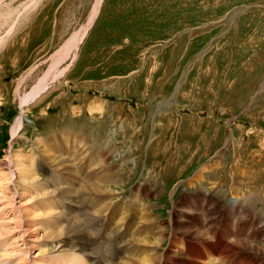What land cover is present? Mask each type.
Segmentation results:
<instances>
[{
    "label": "rangeland",
    "instance_id": "rangeland-1",
    "mask_svg": "<svg viewBox=\"0 0 264 264\" xmlns=\"http://www.w3.org/2000/svg\"><path fill=\"white\" fill-rule=\"evenodd\" d=\"M97 1L0 0V174L9 171L0 175V264H89L91 248L115 246L120 257L121 243L132 246L129 259L139 249L124 234L133 236L146 224L162 247L144 245L138 254L152 253L161 264V255L176 247L170 237L182 235L174 225L182 202L194 192L221 197L229 189L226 220L238 193L255 182L260 195L252 191L237 208L255 210L250 219L241 217L244 225L264 222V0H102L78 49L22 106L58 52L89 23ZM20 117L24 124L12 136ZM202 202L193 208L204 214L208 236L196 240L186 231L179 246L186 244L189 255L202 241L212 244L217 232L212 204L205 214ZM26 224L35 238L29 255ZM145 236L154 241L153 234ZM233 239L228 245L235 251L249 240ZM254 243L264 245V237ZM244 251L250 255L241 264L264 262V255ZM104 257H96L99 264L125 261Z\"/></svg>",
    "mask_w": 264,
    "mask_h": 264
},
{
    "label": "bare ground",
    "instance_id": "bare-ground-1",
    "mask_svg": "<svg viewBox=\"0 0 264 264\" xmlns=\"http://www.w3.org/2000/svg\"><path fill=\"white\" fill-rule=\"evenodd\" d=\"M101 1L102 0H98L97 1V3H96V5L94 6V8H93V10H92V13H91V15H90V19H89V23L86 25V27L84 26L76 35H74L73 37H71V39L66 43V45H64L63 46V48L61 49V51H59L58 52V55H56L55 57H54V59H53V64H52V66H51V68H50V71L43 77V79L41 80V78H40V81L38 82V84L36 85V87L33 89L32 88V91L29 93V94H27V92H25L26 94H27V98L23 101V103H22V106L23 105H25V104H28V103H31L33 100H35V98L42 92V91H44V89L47 87V85L45 86V83L49 80V78H52L51 80H50V83H51V81L56 77V74H57V70L59 69V65H61L62 63H63V61H65V60H67V58L69 57V56H71L70 54L73 52V51H75V50H77L78 49V47H79V45L81 44V42H82V40L84 39V37H85V35L87 34V32H88V30L90 29V27H91V25L94 23V20H95V18H96V16H97V14H98V12H99V7H100V5H101ZM4 39V38H3ZM2 42V41H1ZM4 42V41H3ZM62 62V63H61ZM61 63V64H60ZM32 69H34V68H32ZM31 72H32V70H31ZM30 73V72H29ZM31 74V73H30ZM27 78V77H26ZM24 80H25V78H24ZM20 82V81H19ZM26 83V82H25ZM22 85V84H21ZM45 86V87H44ZM24 87V86H23ZM17 88H18V86H17ZM20 90V89H19ZM22 90V89H21ZM20 90V91H21ZM20 93V92H19ZM25 95V94H24ZM17 97V96H16ZM19 97H21V96H19ZM21 99V98H20ZM38 101V100H37ZM30 106V105H29ZM33 106V105H32ZM104 109H105V107H104ZM100 110V109H99ZM92 113V112H91ZM23 117H20L17 121H16V123H15V126L13 127V133H12V136L14 135L15 136V134L20 130V128L22 127V124H24L23 123ZM98 121V120H97ZM18 136V135H17ZM234 138V137H233ZM39 140V139H38ZM230 142H233V139H230ZM234 142H237L236 140H235V138H234ZM238 144V143H237ZM36 145V144H35ZM34 145V146H35ZM21 147V146H20ZM37 147V146H36ZM21 149V148H20ZM19 149V150H20ZM21 151V150H20ZM12 152V151H11ZM13 152H14V150H13ZM43 152H45V151H43ZM22 153V152H21ZM17 154V153H16ZM16 154H15V156H16ZM46 154V153H45ZM13 155H14V153H13ZM12 155V156H13ZM22 155H23V153H22ZM44 155V154H43ZM254 155H257L256 153L254 154ZM14 156V157H15ZM18 156V155H17ZM21 156V155H20ZM19 156V157H20ZM47 156V155H46ZM50 156V155H49ZM258 156V155H257ZM8 157V156H7ZM9 157H10V155H9ZM9 157H8V161H9ZM23 157H24V155H23ZM16 159H17V157H15ZM235 158V157H234ZM21 159V158H20ZM19 159V160H20ZM18 160V159H17ZM48 160V159H47ZM50 160H53V158L52 159H50ZM55 160V159H54ZM7 161V162H8ZM11 161H12V159H11ZM14 161V160H13ZM16 161V160H15ZM22 161H23V159H22ZM10 162V161H9ZM18 162H20V161H18ZM24 162H26L25 161V159H24ZM62 162V161H61ZM4 163V162H3ZM6 164V163H5ZM8 165H9V163H7ZM6 164V165H7ZM11 165H12V163H10ZM16 164H17V162H16ZM22 164H23V162H22ZM25 164V163H24ZM6 165H3V166H6ZM7 165V166H8ZM15 164L13 163V166H14ZM17 165H20L19 163L17 164ZM10 166V165H9ZM24 166V165H23ZM64 166H65V164H64ZM237 166V165H236ZM1 167V166H0ZM17 167H19V166H17ZM26 167H28L27 165H26ZM71 167V166H70ZM2 168V167H1ZM5 168V167H4ZM7 168V167H6ZM25 168V167H24ZM12 169V168H11ZM10 169V170H11ZM13 169H14V167H13ZM15 169H18V168H16V166H15ZM21 168H19V170H20ZM22 169H23V167H22ZM21 169V170H22ZM27 169V168H26ZM3 170V169H2ZM4 170H6V169H4ZM9 170V169H8ZM29 170V169H28ZM13 171V170H12ZM254 171V170H253ZM7 174H9V171H5ZM4 171H3V173H5ZM15 172H17V171H15ZM19 172H21V171H19ZM27 172H29V171H27ZM2 173V171H1V174H3ZM6 173H5V175H6ZM248 173V172H247ZM260 173V176H261V172L259 171L257 174H259ZM0 174V175H1ZM11 174H12V172H11ZM30 174V173H29ZM249 174V173H248ZM12 175H14V174H12ZM12 175H10V177H11V179L13 178L12 177ZM18 175L19 176H22L23 175V173L20 175V173H18ZM17 175V176H18ZM26 175H28L27 173H26ZM263 175V174H262ZM4 176V175H3ZM7 176H9V175H7ZM7 176L6 177H4V179L5 178H7ZM16 176V177H17ZM18 176V177H19ZM31 176V175H30ZM252 176V175H251ZM254 176V178H255V176H256V174H254L253 175ZM23 177V176H22ZM32 177V176H31ZM36 177V176H35ZM34 177V178H35ZM2 178V177H1ZM34 178H33V182H34ZM38 178V177H37ZM14 179V178H13ZM18 179V178H17ZM17 179H16V182H17ZM26 179V178H25ZM28 179H29V177H28ZM27 179V180H28ZM229 179V178H228ZM24 180V179H23ZM31 180H32V178H31ZM227 180V179H226ZM2 181H3V179H2ZM1 181V182H2ZM7 182H8V180H6ZM10 181V180H9ZM28 181H30V180H28ZM198 181V180H197ZM3 182H5V181H3ZM2 182V183H3ZM11 182V181H10ZM13 182V181H12ZM24 182H26V180L24 181ZM32 182V181H31ZM36 182V181H35ZM239 182H241V181H239ZM2 183H1V185H2ZM9 183V182H8ZM20 183V182H19ZM256 183V185L258 184V182H255ZM10 184V183H9ZM27 183H24L23 185H26ZM35 184V183H34ZM200 184V183H199ZM233 184L235 185L236 183H234L233 182ZM4 185H6V184H4ZM11 185H12V183H11ZM16 184H14V186H15ZM28 185V184H27ZM36 185H38L37 183H36ZM256 185H248L247 187H246V189L243 191V196H248L247 198H243V196H242V190H241V192H239L240 191V187H237L236 185V187H234V188H237V189H239V193H238V196L240 197L238 200H237V202H234L233 204H231L232 205V210L234 211V213L233 214H230L229 213V215H228V219H226L225 220V225H223L222 226V236H217V235H214V233H213V238H215V239H219L220 240V243L219 244H216V245H214L213 243L211 244V243H206L205 241H202L201 243L202 244H204V245H201V246H199L198 247V249L197 250H195L193 253H191L190 255L188 254V255H182L181 257H178V256H176L177 255V253L179 252V251H181V248H180V246H179V242H180V240H184V239H186L185 238V233H186V231H190V232H193L194 233V235L195 236H197L195 239L196 240H198L199 238H204V239H206V235H207V233L205 234V232H202V228H203V224H201V220H202V215H204V214H202L201 212H200V210L198 211L196 208H193V205H197L199 202H202L203 200H204V198H205V194L203 193L202 194V196H199V197H196V195H195V193L196 192H194V194H193V196L194 197H188L186 200L187 201H184V202H182V205H183V203H185V207L183 208V209H179V208H177V210L179 209V211H180V214L179 213H177L176 214V216H177V218H176V220H178V221H176V223L174 224L175 225V228H176V230L179 232H182V235H178V234H175L173 237H170V245L171 246H176L175 247V249H173V250H171V251H163L164 253L161 255V259H160V263H161V261H163V264H213V260H214V257H215V255H216V253H217V251L222 247V245L225 243V241H228V239H233L235 236H237V238L239 239H241V238H243V237H245V235L250 231V230H254V232L252 233V235H250V237H248L247 239H249L248 241L246 240V239H244V240H246V241H241V247H242V251H244V249H246L247 248V250H248V252L249 251H251V253H257V254H261V255H264V245H258V244H255L254 243V240L256 241V242H258V240H260V238H263L264 237V233L260 236V221L258 220V223H255V220L256 219H252V220H250V222H252L250 225H244V223L246 222L245 220H244V218H241L242 216H244L245 215V212L240 208V209H238L237 208V205L238 204H244V203H248L249 202V200H250V198L252 199V195H250V194H252V191H254V188H255V186ZM9 186V185H8ZM14 186H12V187H14ZM31 186V185H30ZM239 186V185H238ZM2 187V186H1ZM5 187V186H4ZM7 187V186H6ZM11 187V186H10ZM21 187V186H20ZM28 187H29V185H28ZM27 187V188H28ZM38 187V186H37ZM92 187V186H91ZM233 187V186H232ZM231 187V188H232ZM257 187V186H256ZM15 188V187H14ZM18 187H16V189H17ZM30 188V187H29ZM96 188H98L99 189V187H96ZM233 188V189H234ZM3 189V188H2ZM13 189V188H12ZM23 189H26V188H23ZM97 189V190H98ZM107 189V188H106ZM232 189V190H233ZM242 189V188H241ZM8 190V189H7ZM6 190V191H7ZM14 190V189H13ZM12 190V191H13ZM18 190V189H17ZM16 190V191H17ZM31 190V189H30ZM41 191L43 192V190L41 189ZM102 191V190H101ZM11 192V191H10ZM15 192V191H14ZM23 192V191H22ZM33 192V191H32ZM31 192V193H32ZM36 192V191H35ZM45 192V191H44ZM199 192V191H198ZM197 192V193H198ZM256 194H254V198L258 195H260V188H259V190H258V192H256V191H254ZM1 193V192H0ZM5 193V192H4ZM4 193H3V195H4ZM20 193H21V191H20ZM24 193V192H23ZM49 193V192H48ZM11 194H13L12 192H11ZM33 194V193H32ZM55 194V193H54ZM65 194H66V191H65ZM249 194V195H248ZM14 195V194H13ZM12 195V196H13ZM16 195V194H15ZM23 195V194H22ZM27 195V194H26ZM37 195H39V194H37ZM41 195H42V193H41ZM46 195V194H45ZM52 195V194H51ZM5 196V195H4ZM7 196V195H6ZM188 196V195H187ZM16 197V196H15ZM14 197V198H15ZM30 197H31V195H30ZM41 197V196H40ZM40 197H39V199H40ZM34 198V197H33ZM29 198H27V201L28 202H30V200H32L31 198L28 200ZM12 200H14V199H12ZM12 200H9V202L10 201H12ZM36 200V199H35ZM19 202V201H18ZM27 202V203H28ZM233 202V201H232ZM256 202V201H255ZM7 203V202H6ZM24 203V202H23ZM22 203V204H23ZM31 203H32V201H31ZM11 203H9V205H10ZM13 204V203H12ZM11 204V205H12ZM15 204V203H14ZM12 205L13 206V209H15L16 208V206L17 205ZM211 204H212V202H211ZM24 205H25V203H24ZM187 206V207H186ZM192 206V207H191ZM211 206V205H210ZM19 205L17 206V209L16 210H18L19 208ZM11 208V207H10ZM23 208H25V207H23ZM22 209V208H21ZM21 209H19V210H21ZM176 209V208H175ZM25 210V209H24ZM27 211H28V209H26ZM194 210L195 211H197V212H194ZM27 211L25 212V213H27ZM30 211V210H29ZM34 211V210H33ZM231 211V210H230ZM259 211V210H258ZM18 212V211H17ZM36 211H34L32 214H34V215H36V213H35ZM193 212H194V214L195 215H193ZM19 215H21V213H23V210H22V212H20L19 211ZM139 213H140V209H139ZM210 213V212H209ZM18 214V213H17ZM28 214V213H27ZM31 214V212H29V215ZM48 214H49V212H48ZM47 214V215H48ZM142 214V213H141ZM25 215V214H24ZM24 215H21V216H24ZM50 215V214H49ZM189 215H193L192 217H190ZM210 215V214H209ZM21 216H19V217H21ZM31 216V215H30ZM29 216V217H30ZM38 216V215H37ZM142 216V215H141ZM187 216H189V217H187ZM262 216V215H261ZM26 217H28V215H26ZM39 217V216H38ZM184 217H186L187 218V221H188V223L187 222H185L184 221ZM18 218V217H17ZM22 218V217H21ZM20 218V219H21ZM23 218H25V217H23ZM264 218V217H263ZM16 219V218H15ZM14 219V220H15ZM19 218L18 219H16V220H20ZM26 219V218H25ZM31 219H32V216H31ZM140 219V218H139ZM14 220H12L13 222H14ZM28 220V219H27ZM122 220V219H121ZM175 220V219H174ZM173 220V221H174ZM179 220L182 222V227L180 228L177 224H180V222H179ZM233 220H237V221H234L233 223H232V221ZM248 220V219H247ZM73 221H74V219H73ZM73 221H72V223H73ZM228 221H230V225L229 226H227L226 227V224L228 223ZM263 221V220H262ZM16 222V221H15ZM25 222H30V221H25ZM76 222V221H75ZM121 222V221H120ZM190 222V223H189ZM214 222V221H213ZM215 222H217V221H215ZM23 223V222H22ZM16 224H19V226L21 225L20 224V222H16ZM15 224V225H16ZM145 224H146V222H145ZM153 224V223H152ZM173 224V223H172ZM210 224V223H209ZM24 225H25V223H24ZM27 225V224H26ZM70 225H71V223H70ZM74 225V224H73ZM142 225H144V224H142ZM149 225H151V224H149ZM148 224H146V226H144L143 228H139V229H137L135 232H134V234H133V236H129V233L127 232L126 234H124V239L126 240V242L128 241L127 239H128V237H130L129 239H131V237H133L134 239L133 240H131V242L133 243V244H135V249H139L138 251H136L135 252V254L134 253H132L131 252V254L129 255V259L127 260V261H124V262H118V263H114V264H158V257H156L155 258V255L153 254V255H151L152 253H149L148 255H143V254H138V252L140 251V248L142 247V246H144V245H147V246H154V247H157V249H159L160 247H162V244H161V241H162V239H160V238H158L157 237V235H156V232L154 231V232H152V228L153 227H151V226H149ZM215 225H218V224H215ZM214 225V226H215ZM9 226V225H8ZM8 226L6 227V228H8ZM30 226H31V224H28L27 225V227L24 229L25 231L24 232H27V236L29 237V240L27 241V238H24V240H25V248H27L28 249V251H27V254L29 255V253H30V251H31V247L33 248V246H32V242H34L35 243V241H33L34 239H31L32 237H31V232H30V230H31V228H30ZM68 226V225H67ZM75 226V225H74ZM80 226V225H79ZM15 227V226H14ZM17 227H18V225H17ZM23 227V226H22ZM34 227V226H33ZM68 227H71V226H68ZM81 227V226H80ZM217 227V226H216ZM5 228V229H6ZM9 228H10V226H9ZM8 228V229H9ZM19 228V227H18ZM36 228V227H35ZM34 228V229H35ZM49 228V227H48ZM4 229V230H5ZM28 229H29V231H28ZM74 229V228H73ZM208 229L210 230V231H212V228H211V225L210 226H208ZM61 230V229H60ZM59 230V231H60ZM62 230H63V228H62ZM66 230V228H64V231ZM213 230H214V228H213ZM10 231V230H9ZM37 231L38 230H36V232H35V230H34V234H36L37 233ZM42 231V230H41ZM149 233H148V232ZM6 232V231H5ZM4 232V233H5ZM8 232V231H7ZM33 232V231H32ZM44 232V231H43ZM55 232H57L56 230H55ZM54 232V234H56ZM61 232V231H60ZM59 232V233H60ZM69 232V231H68ZM3 233V235H5ZM45 233V232H44ZM64 233V232H63ZM65 233H66V231H65ZM69 233H72V232H69ZM41 234H43V233H41ZM62 234V233H61ZM61 234H58V232H57V234L56 235H60V236H62ZM87 234V233H86ZM94 234V233H93ZM145 234L147 235V237H149V235L150 234H153L154 236H153V239H154V241H152V242H150V240H149V242H148V240H146V236H145ZM210 234H212L211 232H210ZM7 235H8V233H7ZM10 235V234H9ZM40 235V234H39ZM60 236H58V237H60ZM87 236V235H86ZM208 236V235H207ZM4 237V236H3ZM41 236H39V238H40ZM50 237V236H49ZM52 237H54V238H56L53 234H52ZM22 238H23V236H22ZM184 238V239H183ZM211 238V237H210ZM36 239H38V237H36ZM41 239V238H40ZM40 239H38V240H40ZM42 239H43V237H42ZM45 239H46V237H45ZM53 239V238H52ZM47 240V239H46ZM49 240V239H48ZM234 241H236L237 242V240L236 239H233ZM41 241V240H40ZM85 241V240H84ZM230 241V240H229ZM117 242H118V244L119 243H121V242H119L118 240H117ZM130 242V241H129ZM213 242V241H212ZM232 242V241H231ZM15 244H16V241L14 242ZM64 243V242H63ZM235 243V242H234ZM9 244V243H8ZM11 244V243H10ZM19 244V243H18ZM17 244V245H18ZM31 244V245H30ZM67 244V243H66ZM65 244V245H66ZM29 245V246H28ZM34 245V244H33ZM63 245V244H62ZM64 245V246H65ZM121 245H122V243H121ZM121 245H120V247H121ZM124 245V244H123ZM235 244H233V246H234ZM237 245V244H236ZM239 245V244H238ZM237 245V246H238ZM127 246V249L128 248H130V247H132V246H130L129 244L128 245H126ZM236 246V247H237ZM240 246H238V248L240 247ZM44 247V246H43ZM59 247H63V246H59ZM74 247V246H73ZM81 247V246H80ZM117 247H119V246H117ZM12 248H14L13 246H12ZM20 248V247H19ZM35 248V247H34ZM75 248H77V247H75ZM74 248V249H75ZM26 249V250H27ZM146 249V248H145ZM12 250V249H11ZM10 250V251H11ZM14 250H15V248H14ZM22 250V249H21ZM44 250H45V248H44ZM51 250V249H50ZM63 250V249H62ZM72 250V249H71ZM148 250V249H147ZM16 251H17V249H16ZM25 251V250H24ZM66 251H67V249H66ZM235 251V249L233 248V247H231L230 245H228L227 247H226V249H225V251H224V253H226L225 254V256L223 257V258H221V260L219 261V264H241V263H243V262H247V260H243L241 257H238V256H235L234 257V259H233V261H229V260H227L226 259V257L227 256H229L232 252H234ZM21 253H22V251H20ZM51 252H52V250H51ZM63 252V251H62ZM83 252V251H82ZM122 252V255H126V253H129L130 252V249L126 252V247L123 249V248H120V250H118V253L120 254ZM150 252H151V249H150ZM152 252H154V251H152ZM170 252H172V253H170ZM9 253V252H8ZM47 254H48V252H46ZM87 253V252H86ZM144 253V252H143ZM37 254V253H36ZM88 254V253H87ZM156 254V253H155ZM8 255V254H7ZM27 255V256H28ZM39 255H41V252H40V254ZM44 255V254H43ZM91 253H89L88 255H86V256H89V257H91ZM121 255V254H120ZM119 255V256H120ZM121 255V256H122ZM160 255V254H159ZM22 256V255H21ZM25 256V255H24ZM35 257V256H34ZM134 257H135V259H134ZM29 258V257H28ZM92 258V257H91ZM119 258V257H118ZM24 259V258H23ZM25 259H27V258H25ZM32 260V259H31ZM21 261H22V259H21ZM20 261V262H21ZM28 261V260H27ZM250 261V264H255V262L254 261H251V260H249ZM19 262V261H18ZM23 262V261H22ZM33 262H34V260H33ZM208 262V263H207ZM14 263V262H13ZM24 263V262H23ZM31 263V262H30ZM38 264L40 263V262H37ZM105 262H103V263H101V261H100V264H104ZM18 264V263H17ZM27 264H29V262H27ZM31 264H33V263H31ZM40 264H42V262L40 263ZM46 264V263H45ZM107 264H109V263H107Z\"/></svg>",
    "mask_w": 264,
    "mask_h": 264
}]
</instances>
